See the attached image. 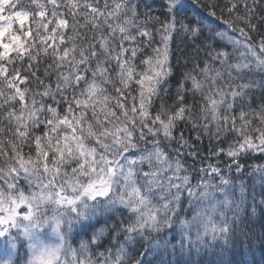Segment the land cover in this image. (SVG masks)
<instances>
[{
  "label": "clouds",
  "instance_id": "clouds-1",
  "mask_svg": "<svg viewBox=\"0 0 264 264\" xmlns=\"http://www.w3.org/2000/svg\"><path fill=\"white\" fill-rule=\"evenodd\" d=\"M0 264H264V0H0Z\"/></svg>",
  "mask_w": 264,
  "mask_h": 264
}]
</instances>
